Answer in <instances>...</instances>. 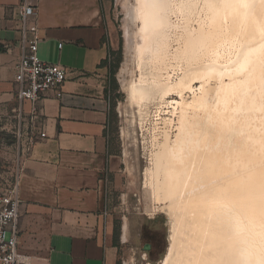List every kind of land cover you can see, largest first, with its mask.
Returning <instances> with one entry per match:
<instances>
[{
	"label": "bare ground",
	"instance_id": "obj_1",
	"mask_svg": "<svg viewBox=\"0 0 264 264\" xmlns=\"http://www.w3.org/2000/svg\"><path fill=\"white\" fill-rule=\"evenodd\" d=\"M140 18L146 53L154 57L170 41L182 48L181 90L198 77L201 53L241 30L232 67L218 70L217 49L200 67L210 78L229 77L219 81L215 104L195 114L207 91L183 104L172 145L165 134L154 154L157 190L168 201L163 264H264V0H142ZM143 93L150 91L134 96Z\"/></svg>",
	"mask_w": 264,
	"mask_h": 264
},
{
	"label": "crops",
	"instance_id": "obj_2",
	"mask_svg": "<svg viewBox=\"0 0 264 264\" xmlns=\"http://www.w3.org/2000/svg\"><path fill=\"white\" fill-rule=\"evenodd\" d=\"M22 4L37 12L24 26L17 15ZM106 6V0H0V119L16 124L23 142L34 138L13 179L20 264H119L127 253L128 225L104 203L105 176L117 167L107 137L115 41ZM33 23L42 36L38 58L67 69L61 96L46 91L34 105L17 96L14 80Z\"/></svg>",
	"mask_w": 264,
	"mask_h": 264
},
{
	"label": "rangeland",
	"instance_id": "obj_3",
	"mask_svg": "<svg viewBox=\"0 0 264 264\" xmlns=\"http://www.w3.org/2000/svg\"><path fill=\"white\" fill-rule=\"evenodd\" d=\"M106 1L104 15L114 31L115 41V50L110 55V68L114 72L110 90L113 113L107 137L117 167L105 176V208L116 222L128 225L127 253L119 264H123L122 261L125 264H163L170 246L169 227L163 211L168 201L157 190L154 154L166 135L172 145L183 104H191L200 96L203 99L206 91L203 102L194 107L195 114H202L205 105L215 104L219 81L228 83L229 77L210 78L200 67L210 62L208 57L212 58L216 49L219 51L215 57L218 70L232 67L241 49V30L233 32L217 48L213 46L207 55L201 53L195 61L198 77L192 80L191 87L181 90L176 83L186 65L182 48L176 49V42L170 41L156 56L146 53L144 37L138 34L142 25V0ZM195 14L203 16L201 4ZM190 24L195 25V20ZM167 85L170 90L160 97ZM129 87L133 89V96H129ZM142 87L150 93L135 97ZM25 143L17 135L16 124L0 119L1 182H11L15 178ZM223 145L222 142L215 147L222 150Z\"/></svg>",
	"mask_w": 264,
	"mask_h": 264
},
{
	"label": "built area",
	"instance_id": "obj_4",
	"mask_svg": "<svg viewBox=\"0 0 264 264\" xmlns=\"http://www.w3.org/2000/svg\"><path fill=\"white\" fill-rule=\"evenodd\" d=\"M18 19L24 26L37 15L35 7L22 4L17 11ZM29 30L32 37L23 42V49L14 80L18 86L17 96L29 100L33 105L46 91H54L57 96L62 94V85L67 76V69L60 64L43 61L37 56L41 32L33 23ZM34 108V107H33ZM34 138L30 137L26 145H31ZM18 182L0 181V264H20L17 252V236L19 231ZM125 264L124 261H122Z\"/></svg>",
	"mask_w": 264,
	"mask_h": 264
},
{
	"label": "trees",
	"instance_id": "obj_5",
	"mask_svg": "<svg viewBox=\"0 0 264 264\" xmlns=\"http://www.w3.org/2000/svg\"><path fill=\"white\" fill-rule=\"evenodd\" d=\"M111 53H113L112 51L110 52V55H111ZM109 74H110V77H111V80L113 79L112 77H113V75H114V72H113V70L110 68V70H109ZM114 237H115V240L117 239V237H118V231L115 229V233H114Z\"/></svg>",
	"mask_w": 264,
	"mask_h": 264
}]
</instances>
